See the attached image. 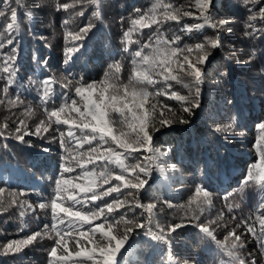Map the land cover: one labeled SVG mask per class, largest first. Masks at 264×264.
<instances>
[{
	"label": "trees",
	"instance_id": "obj_1",
	"mask_svg": "<svg viewBox=\"0 0 264 264\" xmlns=\"http://www.w3.org/2000/svg\"><path fill=\"white\" fill-rule=\"evenodd\" d=\"M65 2L68 0H23V7L14 4L20 17V30L14 34V45L0 50V63L12 47L16 48L17 57L15 83L9 87L7 95L3 93L6 77L0 72V100L5 101L0 104V125L4 122L9 125L5 135L0 136V189H3L0 197L5 201L15 198L36 209L35 212L28 209L23 217L19 204L0 212V246L42 230L45 223H51L50 216L38 208L35 197L46 200L52 192L51 178L58 172L64 154L59 144V132L42 134L43 139L26 136L28 143L15 139V127L21 119L28 124L29 130L34 131L39 120L44 118L39 82L52 77L58 100L62 93L69 91L62 85L67 80L79 79L86 64H97L102 68L94 54L101 55L103 62L109 61V64L94 77L87 72L86 77L90 79L84 77L85 80L101 79L108 66L116 61L123 65L122 75L126 77L131 69V56L124 51L123 33L136 15L134 10L147 11L154 0H100V19L91 15L92 7L84 5L85 15L72 16L67 26L64 21L69 18V13L58 8ZM173 3L185 10L196 11L190 7V0H173ZM214 4L213 16L217 20L230 18L227 25L231 28L230 32L227 28L217 31L205 26L198 31L182 33L180 25H169L172 31L182 36L181 46H191L217 36L221 44L211 50L209 63L205 65L204 82L200 86V107L194 110L195 114L189 116L182 112L178 102L166 100L189 123H177L156 134L155 147L161 151L170 148L171 152L161 161L166 169L163 174L153 166L148 177L149 184L141 191L140 199L145 204L155 202L158 209H163L158 213L161 223H184V227L172 234L176 264H231L226 253L195 227V222L189 223L192 212L188 201L197 186H203L212 193L211 206H206L200 221L205 224L215 221L211 226L221 241L235 230L244 242L240 255L246 264L253 261L264 264V254L257 239L247 232L242 223L248 217L255 218L258 210L255 204L264 200V193L258 188L243 183L249 166L259 159L256 145L262 133L257 126L264 122V20L258 16L260 8H264V0H256L255 3L214 0ZM27 12H31L30 18ZM253 14H257V19L250 21L249 17ZM3 23L0 18V24ZM87 23H93L95 27L82 42L84 47L81 51L65 64L66 48L72 46L71 39L66 38L67 31ZM182 23L194 25L203 23V20L184 17ZM249 23L257 31L245 35L252 32ZM149 35L151 31L144 29L133 39L138 38L143 43ZM138 47L133 44L129 51ZM83 58L85 64L82 65L79 59ZM176 88L182 94H188V89ZM16 96L23 103L10 107L8 100ZM26 109H32L34 115H25ZM228 124H233L231 130L216 131ZM65 129L66 126H62V130ZM53 136L56 140L52 139ZM45 147L50 150L44 152ZM140 159H143L142 155ZM172 164L176 165L175 169L171 168ZM166 201L173 207L169 208ZM140 211L137 209L135 214L146 223V216H140ZM238 224L240 227H236ZM129 240L122 258L117 257L118 264H169L164 246L152 241L145 235L144 229L135 230ZM52 245L53 241L45 238L25 247L18 254L3 255L0 252V264H48V252Z\"/></svg>",
	"mask_w": 264,
	"mask_h": 264
},
{
	"label": "snow or ice",
	"instance_id": "obj_2",
	"mask_svg": "<svg viewBox=\"0 0 264 264\" xmlns=\"http://www.w3.org/2000/svg\"><path fill=\"white\" fill-rule=\"evenodd\" d=\"M245 2L255 3L256 0ZM14 4L23 7V0H2L0 18L4 23L0 24V37H3L0 50L14 45V34L20 30V17ZM84 5L94 9L93 17L101 18L100 0H68L58 5L59 9L69 13V18L64 21L66 26L71 23L72 16L85 15ZM78 6L79 11H76ZM190 7L196 11L177 7L173 0H154L147 11L134 10L136 15L130 20L122 39L124 51L131 56V69L126 77L122 75L123 65L116 61L108 66L99 80L89 81L82 76L67 80L62 86L69 91L62 93L58 100L52 77L39 82L44 118L39 120L34 131L29 130L28 124L21 119L15 127V139L28 143L26 136L43 139L42 134L59 132V144L64 154L58 172L51 178L50 196L38 204V208L50 216L51 223H45L42 230L0 246L3 255L18 254L25 247L47 238L53 241L48 264H118L117 256L130 235L137 229H144L152 241L164 246L169 264H176L172 234L184 227V223H161L158 213L163 209H158L155 202L142 203L140 193L149 184L153 166L162 174L165 172L161 161L171 152L170 148L161 151L155 147L156 134L174 124L189 123L166 100L178 102L182 112L189 116L195 114L194 110L200 107L205 65L209 63L211 50L220 47L221 41L217 36L191 46H181L182 36L172 31L169 25L175 23L180 25L182 33H190L205 26L219 31L230 23V18L217 20L213 16L214 0H190ZM26 15L30 18L31 12ZM258 16L264 20V8H260ZM184 17L202 19L203 23H182ZM256 19L257 14L249 17L250 21ZM94 27L95 24L87 23L67 31L66 38L71 39L72 46L66 48L65 64L81 51L82 42ZM248 27L252 32L245 35L257 31L251 23ZM144 29L151 31L146 42L133 39ZM227 31L230 32L231 28ZM133 44L139 47L130 52ZM15 53L16 48L12 47L0 63V72L6 77L5 95L17 75ZM176 86L188 89V94H182ZM4 102L0 100V104ZM22 103L19 96L8 100L10 107ZM25 115L34 113L32 109H26ZM62 126L66 129L62 130ZM8 127L7 122L0 125V136L5 135ZM232 127L233 124H228L216 131H229ZM257 127L262 133L256 145L259 159L249 166L243 183L264 193V122ZM52 139L56 140V137ZM49 150L43 148L44 152ZM141 155L143 159H140ZM133 160L136 162L132 163ZM175 167V164L171 165L172 169ZM165 203L169 208L173 207L170 202ZM211 203L212 193L197 186L188 201L192 212L189 223L195 222V227L226 253L231 264H246L240 255L244 248L241 235L233 230L224 241L218 240L215 228L211 226L215 221L208 224L200 221L206 206ZM16 204L23 209L20 212L22 217L28 209L36 211L31 204L5 201L0 197V212ZM137 209L141 210L140 216H146V223L137 218ZM242 223L257 239L264 254V200L259 204L255 218L248 217Z\"/></svg>",
	"mask_w": 264,
	"mask_h": 264
},
{
	"label": "rangeland",
	"instance_id": "obj_3",
	"mask_svg": "<svg viewBox=\"0 0 264 264\" xmlns=\"http://www.w3.org/2000/svg\"><path fill=\"white\" fill-rule=\"evenodd\" d=\"M93 57L96 58V59H98V61L101 62L102 68H99V67L97 66V64H96V65H88V66H87V64H86V69H85V71H83V74L81 75V76L85 77L86 79H90L89 77H86V73H87V72L90 74L91 77H94V76L98 75V74L101 72V70H102L106 65L109 64V61H107V62H103V60H102V56H101V55H96V54H94ZM79 62H80L82 65L85 64V58H83V59H79ZM254 198H256V197L254 196ZM9 200H10V198H9ZM12 200H15V198H12ZM35 200L37 201V203H41V202L44 201V200H40V199L37 198V197H35ZM255 200H256V199H255ZM10 201H11V200H10ZM260 201H261V200H260ZM256 202H257V200H256ZM259 204H260V202H258V203L255 204V205H256V206H255V209H258ZM49 219H50V218H49ZM48 221H49V220H48ZM129 244H130V240L126 243L125 247L121 250V253L118 254L117 257L122 258L123 254H124L125 251H126V248L129 246Z\"/></svg>",
	"mask_w": 264,
	"mask_h": 264
}]
</instances>
